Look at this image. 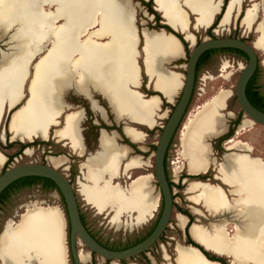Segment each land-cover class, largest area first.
Wrapping results in <instances>:
<instances>
[{"label":"bare ground","instance_id":"6f19581e","mask_svg":"<svg viewBox=\"0 0 264 264\" xmlns=\"http://www.w3.org/2000/svg\"><path fill=\"white\" fill-rule=\"evenodd\" d=\"M55 1L57 9L54 13L43 15L34 8L33 0H0L1 35L11 25H16L15 33H9L8 37L14 45L0 53V120L5 101L12 107L23 98L22 83L29 72V62H33V54L37 51L38 38L43 36V31L38 30V23L53 24L57 19H62L65 25L49 31L50 38L54 39L51 51L44 59L36 62L28 87L29 98L15 108L10 119L11 139L29 142L28 144H33L36 139L48 142V129L58 124V117L66 109L62 97L70 79L60 76L66 69V55L76 48L75 34H79L80 28L95 17L91 15L95 6L91 0H87V5L84 0ZM213 1L183 0V4L196 16V28H209L212 25L221 10ZM240 3L241 0H229L219 23L221 29H226L229 25L231 18L238 12ZM156 4L166 25L182 30L186 39H190L191 35L187 32L189 21L178 10V1L157 0ZM126 16L118 8L108 9L103 15L102 24L115 33L114 39L107 50L90 48L85 53L82 67L89 75L95 73L98 76L96 85L107 96L116 120L129 119L152 128L160 118V101L157 96L144 98L131 89L140 82L133 61L135 40L130 33ZM253 19L254 13L249 10L242 23L248 24ZM256 30L259 39L253 45L254 49L264 47V20ZM142 35L146 74L154 88L172 100L181 87L180 75L165 69L164 63L168 64L179 56L181 44L172 34L163 30L159 32L144 29ZM116 50L118 52L113 56L111 52ZM89 81V78L77 79V88L86 90ZM224 102L225 96L215 97L205 102L191 116L180 134V155L187 160L186 170L191 176L205 174L213 163L217 169V179L225 186L232 187L231 191L237 197L229 201L219 186L190 182L185 190L189 194L188 200L192 204H201L211 217L210 221H204L205 225L193 224L190 233L200 244L228 258L231 264H264V159L252 158L249 155L250 149L233 139L229 140L230 151L224 155L222 162L216 164L210 158L207 140L218 138L226 130L221 113ZM164 114L167 115V112ZM79 117L78 112H67L64 124L61 129H56L54 138L68 140L72 148L82 155L83 148L78 133ZM252 122L244 119L238 130L251 126L254 124ZM124 132L129 139L142 140L143 135L131 127H125ZM115 143L113 137L101 134L100 151L83 161V179L87 183L80 184L79 192L83 200L98 213H112L110 223L116 228L123 224L140 227L154 218L159 207V193L154 194V188L150 185L152 177L139 176L131 180L126 190H122L119 185L111 189L98 186L103 175L117 178L122 163L124 172L143 164L139 157L129 156L126 147ZM31 153V149H25V155L29 156ZM4 160L0 153V167ZM47 162L56 169L65 166L68 160L65 156H58L48 157ZM191 210L200 218L207 219L197 208L192 206ZM126 211L135 213V216H128L123 220L122 213ZM184 219L186 218L179 217L178 224L184 225ZM230 223L234 225L232 234L227 232ZM64 226L65 219L59 207L32 203L20 215L16 225L9 221L0 233V264H68ZM176 252L175 260L178 264L219 263L209 262L192 246L177 245ZM79 260L81 264L86 263L89 260L88 254L79 251ZM112 264L118 263L113 261Z\"/></svg>","mask_w":264,"mask_h":264},{"label":"rangeland","instance_id":"374dc122","mask_svg":"<svg viewBox=\"0 0 264 264\" xmlns=\"http://www.w3.org/2000/svg\"><path fill=\"white\" fill-rule=\"evenodd\" d=\"M131 1L133 4V8L136 11L137 29L141 30L145 28L149 31L159 30L158 26H162L161 24L162 20L160 18V15L154 10L153 0H131ZM177 1L180 4L181 0H177ZM217 1H220V4L222 3L221 4L222 7L220 6L221 11L219 14L216 15L215 19L218 17V15H220V19H221V16H222L221 12L225 10V7L228 4L229 0H214L213 3H216ZM149 3L151 7H149L148 5ZM263 6H264V0H241L239 9H237L238 12L235 13L234 16L231 18L229 25L226 27V29H221L219 27V23H220V19H219L216 25H214V27L210 29V33L213 36L218 37V38L233 37V38L242 39L252 45L256 44L257 40L259 39V33H257L256 28L264 20V10H263L264 7ZM150 8L156 12V14L158 15V18H156L153 14H151ZM222 8L224 9L223 11H222ZM249 10L254 13V19L251 20L248 24H243L242 19L244 18L246 12ZM190 21L193 23V17H190ZM55 23L58 26L59 24L63 23V20L57 19ZM195 23H196V19L194 20V24ZM208 29L206 30L200 29V30H197V32L191 29L190 32L197 36V41H200L201 39L205 37H210L207 34ZM15 31H16V25H11V27L7 30V32L4 35H1V30H0V53L1 51H6V49L14 45V42L8 39V37L11 33H15ZM187 40H189L190 42H193L194 37L191 35V38ZM186 46H187L186 47L187 50L185 51L184 59L172 62L171 64L173 65H171L170 63L168 64L164 63L165 69L180 72L181 74L184 75L185 68H186L185 67L186 59L189 55L191 48L193 47V46H190L188 48L189 45L187 43H186ZM255 50L257 51V57L259 60L255 82H256L258 91L264 96V47L260 46ZM37 59L38 58H34L33 60H31L33 62H29L30 64L29 72L24 79V84L26 83L25 85L26 87L27 86L29 87V84L32 80V75L30 74L31 73L30 71H32L33 69L31 66H33V64L37 62ZM245 64H246V59L244 57L235 56L229 53L219 52L213 55V57L206 63V65L203 66L199 70L197 78H196L195 87H194L191 101L186 110L185 116L181 122L179 130L176 133L175 137L173 138L171 145L168 149V160H167L168 177H169L170 182L173 184L172 192L174 191L173 211H172L171 218L169 220V225L166 227L165 231L163 232V236L149 250H147L145 254H140L135 258H132L130 260H125L121 263L117 262L118 264H172L173 263V260H175L174 259V254H175L174 249L176 245H182V246L188 245L186 242V237H185V229L181 230L176 226L175 215L180 213L182 215L187 216L188 218H191L192 220L191 223H195L194 215L191 213L190 211L191 209L189 208V206L194 205L193 207L197 208L198 210L201 209L200 207H198L199 204L198 205L191 204L188 201L189 194H187L185 190L187 188V185L190 182L200 181L203 183L206 182V183H210L213 185H218L225 192H227L228 198L232 197L228 194V187L223 185L222 182H220V180L216 179V176L218 174H217V169L215 168V166H212L208 174L206 175H201V176H196V177L191 176V177L184 178L185 176L188 175L186 172L187 160L183 159L180 155L181 153L180 152V149H181L180 134L182 131V127L189 121V119L193 117V115L198 110H200V108L203 106L205 102H207L208 100L210 101L211 99L218 97V96H225L224 109L221 110V113L224 116L226 128L227 126H230L229 129L231 131L233 130L230 136L226 137V139H223V142L220 148L215 143L219 140V138L225 136V134L222 135L221 137L207 140V143H210V146H209L210 151H211L210 158L213 159L216 164H219L220 162H222V159L225 153L230 151L229 149L226 150L225 147H228V145H230L229 140L231 139L238 142L240 145L244 144L248 149H250L249 155L251 157H259L261 159H264V126H261L258 124H252L251 126H246L238 130V127L241 125L242 121L246 119V117L243 116V113L241 112L235 100L234 88H235L236 79ZM28 87L24 91V99L29 98ZM63 91H66V89ZM140 92L145 94L142 91ZM151 92L152 91H150V93ZM68 95L69 97L65 99L62 97L63 98L62 101L65 106L66 104L64 101L66 100L67 103H69L70 105L74 107V110H83L84 107H86L88 113L92 115L94 119L95 118L99 119L100 112L92 111L90 103L88 102L87 99H85L82 96L74 94L73 91H70ZM92 98L98 101L97 102L98 106L102 105L108 111L110 118L115 119L114 115L111 113V110L107 102L104 100V98L101 95L94 93ZM163 104H167V105L164 108L162 113L158 112L160 118L157 119L158 127L154 128L153 130V133H152L153 136L151 140L152 142H156V138H154V136L156 135L155 130L161 129L160 127L163 126L164 124L163 122H165L170 110L173 107V105H170L166 103L165 101H163ZM165 111L167 112V115L164 114ZM8 120H9V114L6 113L4 120H3L1 130H5ZM115 121L117 123L121 122V120H116V119ZM234 123L236 124V126L232 127ZM142 131L144 133L146 132L143 129ZM51 142H52L51 140L48 142H42L40 140H37L35 141V144L40 143L41 145L39 146L35 145L33 147L30 145V146L25 147L24 150L20 152L19 144L21 143L16 141L15 144H13L12 146H9L8 145L9 135L6 134L5 141H2L0 139V151L3 154H5L6 157L12 156L13 159L11 162L14 164H23V163H29V162L46 163L48 157L65 156L64 153L48 154L46 151L51 150V149L47 147V144ZM44 143L46 144L45 146L42 145ZM141 145H144V144H141ZM26 148L31 149L32 151L31 155L27 156L24 154V151ZM43 151L45 152L43 153ZM14 158H16L17 162L14 160ZM77 159L78 158H75V160ZM153 159L154 158L152 157L151 158L152 166H153ZM82 161L83 159H79V162L75 161V163L68 162L65 166L59 167L56 169L64 173L69 179V166H71V173H72L71 184L74 190L77 192L76 197H77V201L80 207V212L84 218L85 226L88 232L101 243L109 247H115V248H123L125 246L132 245L136 241L143 238L147 234V232L151 229V227L154 225L157 218L159 217L160 201H159L158 210L155 213L154 218L148 220L142 226L130 227L129 225L127 226L123 224L121 227L116 228L110 223L112 213H109V211L98 213L94 208L89 206L83 200L79 192V187L81 183H87V182H85L86 180L84 181L83 179L85 178V171L80 168V163ZM10 165L11 163H9L8 166ZM141 169L142 168L125 172V175L121 174L120 178L118 177L109 178L108 176H105L103 179V176H102V178L98 182V186H106L107 188L111 189L112 187L119 185L118 187H120L122 190H126L134 179L132 178L133 180L132 181L130 180L125 186H122L118 180L121 179L123 176L124 177L128 176L131 172H136ZM144 173H146V175L152 174L151 175L152 179L150 182L151 186L154 188V194L159 193L158 187H155L156 183L153 177V168L149 169V172H144ZM180 174H184L183 177H180ZM138 176H143V175H138ZM207 176L209 177L208 179L206 178ZM198 178H206V179L199 180ZM32 203H41L43 206H46V205L53 206L54 205V206L59 207V209L62 211L64 219H65V226H64L65 228L64 229V243L65 244L64 245L66 246V250H67L68 226H67V220L65 218L64 206L62 204V200L59 194L55 190H43L40 185H34L29 188L21 189L15 192L10 191L8 193L4 201L0 203V233L4 229L7 222L10 221L13 225H16L19 221L20 215ZM122 215H123L122 219L126 220L128 216H132V215L135 216V213L126 211L122 213ZM205 217H207V219L210 221L211 218L209 214L208 216H205ZM197 223H200L201 225L206 224L203 220H198ZM233 227H234L233 224L231 223L228 224L227 232L229 234H232ZM78 249L80 252L86 253L89 256V260L84 264H111L112 263L109 260H104L94 254H91L89 250L83 245L78 246ZM163 249H165V251L168 253L169 255L168 259L170 260L168 259L166 261L164 260ZM220 259L222 260L223 264H230L227 258L220 257Z\"/></svg>","mask_w":264,"mask_h":264},{"label":"water","instance_id":"95a60500","mask_svg":"<svg viewBox=\"0 0 264 264\" xmlns=\"http://www.w3.org/2000/svg\"><path fill=\"white\" fill-rule=\"evenodd\" d=\"M161 24L167 26L162 21H161ZM191 29L193 30V26ZM159 30L160 31L163 30L166 33H171V32L166 31L165 29H159ZM171 30L173 34L174 33L178 34L175 30L173 29ZM187 31L191 33L190 30H187ZM191 34L195 37L196 40H195L194 46L191 48L189 55L186 59L184 84H183L180 94L178 95L177 101L176 99L173 100L174 102L175 101L176 102L175 104H172L173 109L170 110L168 117L166 118V121L162 126V132L157 142L155 152L153 153V158H154L153 159V177H154L156 186L158 187L160 200H162V208H161V211H160L155 227L153 228L151 233L147 237H145L142 241H140L139 243L129 248L122 249V250H111L99 244L95 240V238L88 232V230L82 223L81 216H80V207H79L77 197H76L77 192L74 190L69 179L64 173L50 166L48 162L46 163L29 162V163H23V164H14L11 162V165L8 166L3 172H2V169L0 170V194L10 184L14 183L15 181L19 179L26 178V177L46 178V179L51 180L55 184L58 194L64 203L65 218L67 220V226L69 230L68 243H67L68 264H81L79 260V249H78V246L80 245H83L84 247H86L91 254L93 253L94 255L104 260H109L111 262L116 261L120 263L125 260H130L146 252L147 250H149L159 240L160 236L163 234L166 227L169 225V220L171 218L172 211H173L174 200H173V192L170 189L169 182L165 174L164 158H165L167 149L170 145V142L173 136L175 135V133H177V131L179 130L181 122L189 106L192 93H193V89H194L196 65H197L198 59L204 52L209 51V50H218V49H236L245 54L246 64L244 65V68L240 71L236 79L235 88H234V97H235V100L241 112L243 113V116H245L247 119L252 120L254 124L264 126V112L255 108L249 102L245 94L246 85L258 66L257 51L254 49L253 45L239 38H233V37L218 38L215 36L213 38L205 37L198 42L197 36L194 35L193 33ZM180 35L182 36V40L185 42L182 32L180 33ZM180 42L183 45L181 40ZM183 52L185 54L184 45H183ZM178 60L179 58L171 61L170 64ZM144 95L150 96L147 93ZM156 95L161 97V94L159 93H156ZM121 121L126 124L124 125V128L131 127L138 132H142L139 129V127L148 128L147 126H143V124H139L129 119H122ZM124 128H123V133L125 137H127L124 132ZM225 133H226V130L225 132H223V134H221V136L224 135ZM79 137L81 140L80 135ZM129 141L132 144H137L141 142L140 140L134 141L132 139H129ZM208 144L210 146V143ZM14 160L17 162L16 158H14ZM194 220H195V217H194ZM207 220L208 219L204 221H207ZM194 243L197 244L196 242ZM197 245L200 246L199 244ZM186 246H192V245H186ZM194 248L198 249L197 247H194ZM209 253L217 258L221 257L213 252H209Z\"/></svg>","mask_w":264,"mask_h":264},{"label":"crops","instance_id":"0c3cea01","mask_svg":"<svg viewBox=\"0 0 264 264\" xmlns=\"http://www.w3.org/2000/svg\"><path fill=\"white\" fill-rule=\"evenodd\" d=\"M84 1H85V4H86L87 0H84ZM91 1H93L95 3V6L92 9L93 11H91V13H92L91 15H94L97 18H95V17L93 18L92 17V20L88 24H86V25H84L83 27L80 28L79 34H77V33L75 34L76 48L74 50L70 51V53H68V55H66V57H67L66 69L63 71L62 75H60V76H64L65 78L70 79V81H69L68 85L66 86L67 88H66V91H65V94H64L63 98L65 99V98L69 97L68 93L70 91H73L74 94L82 96V97H84L85 99L88 100V102L90 103L92 111L101 113L102 110L98 106L97 101L92 98L93 94L95 93V94L101 95L104 98V100L107 102V104H108V106H109V108L111 110L110 103L108 101L107 96L96 85V83L98 81V76L95 73H92L91 75H89L87 73L88 71H86V69L83 68L82 65H84V59L86 57L85 53H88L90 48H95V49H99V50L100 49H104V50L109 49V47H110V45H111V43H112V41L114 39L115 33L107 30L105 28V26L102 24L103 20H104L103 15H105L107 13L108 9L118 8V10L123 11V13L125 15L127 14L126 17L128 18L127 21H128L129 30H130V33L132 34V36L134 37V40H135L134 49H133V61H134V65H135V68H136V74L139 77V82L140 83H138L137 86L131 87L132 90L140 93L141 95L144 96V98H149L151 96H157L159 101H160V108L162 107L163 100L166 103L170 104V105L174 104L173 100L180 94V92L182 90V87H183L182 83L184 82V75L181 74L180 72L174 71V72L178 73V75H180L179 77H180L181 87L178 89L176 94L172 97V100L167 99L161 92H159L158 90H156L154 88L153 82L149 79V77L146 74L144 61H143L144 38H143L142 32H143V30L145 28L139 30L136 27V24H137L136 11L133 8L132 1L131 0H91ZM156 3H157V0H155V1L153 0V5L156 6V7L154 6V9L155 8L157 9V4ZM214 4H216L218 8H221L220 7L221 6L220 1H217ZM33 5H34V8L37 10V12L40 13V14H43V15H50V14L54 13V11L57 9V2L55 0H48V1L47 0H33ZM123 6H124V8H123ZM177 8H178V10L183 12V14L186 16V18L189 21L188 22V26H187V30H191L192 26H193V30H195V31L196 30H200V29L206 30L208 28V27H205V26H200L199 28L195 27L194 20L196 19V16L193 14V12H191V10L186 5L183 4V0L180 1V4H179V6ZM156 9H155V11H156ZM161 17H163V16H161ZM190 17H193V23L190 21ZM63 24L64 23H61V24H59L57 26L55 22L53 24H49L47 22L46 23H38V30H42L43 31V36L41 38H38L37 51L33 54V58H38L39 57L37 59V62H39L42 59H44L47 56V54L51 51V48L53 46L54 39L50 38L49 31L52 30V29L54 31V29H56V28L59 29L61 27H64L65 25H63ZM173 30H175V29H173ZM158 31L160 32V30H158ZM175 31L177 33H179V34L181 32L183 33L185 42L189 45V47L190 46H194L196 39L191 33L190 34L194 37L193 42H190L189 40L186 39V34L182 30L181 31L179 30L180 31L179 32L176 29ZM101 34H103V35H101ZM175 38L178 40V43L180 45L181 44L180 40L177 37H175ZM180 49L182 51L180 52L179 56L176 59L179 58V60H182L185 57V54L183 52V45L182 44L180 45ZM117 52H118L117 50L115 52L112 51L111 54L114 56V53L116 54ZM176 59H174V60H176ZM75 64H76V66H75ZM79 78H89L90 81L88 82L89 84H88L86 90H79L77 88L76 80L79 79ZM143 79L147 80L146 87L152 92L161 94V97H159L156 94L155 95H150V96H145L143 93H141L139 91V88L142 85ZM23 85H24V83H22V87H23ZM23 96H24V93H23ZM21 100H20V102H21ZM20 102H18L17 104H15L12 107L9 105V103L7 101H5V103H4L3 114H2V118L0 120V139L2 141L6 140V134H8L9 135V143L16 142V141L20 142L19 140H12L11 139V132L9 131V123H10L11 116H12L13 113H15L13 111L19 105ZM64 102L66 104L65 114L63 115V117H60L58 119L59 124L50 126V129L51 128H55L57 130L61 129L60 127H62L63 124H64V118H65L66 112H78V113H80V117H79V120H78V128H79V125H80V123L82 122V120L84 118L82 110H74V107L72 105H70L69 103H67L66 100ZM6 113L9 114V120H8V123H7V126H6L5 130H1L2 124H3V120H4V117H5ZM111 113H112V110H111ZM60 121H62V122H60ZM78 133H79V130H78ZM61 142H65L67 145L70 146L69 141H67L65 139H62ZM20 143H23V142H20ZM70 148H71V146H70ZM0 153H1L2 156H4V159H5L4 162H3V165L0 167V170H1L4 167L5 163L7 162V157L1 151H0ZM252 158H256V157H252ZM216 179H217V176H216ZM196 182H200V181H196ZM207 184L210 185V183H207ZM210 186H214L215 187V185H213V184H211ZM216 186H218V185H216ZM227 187H228V194L230 196H232V198H228L227 192H225L221 187L220 188L223 190L226 198L229 201H231L233 198L237 197V194L232 193V191H233L232 187H229V186H227ZM192 206H194V205L189 206V208L191 209ZM198 207L201 208L199 210L204 214V216H208V213L205 211V209H204V207L202 205H199ZM190 211L195 217V220H194L195 223H197L198 220H203L204 219V218H200L199 216H197V214L193 213L192 210H190ZM205 214H207V215H205ZM179 217H181V218L185 217L186 218V219H184V225H182V226L178 224V218ZM175 220H176V226L179 229H181V230L186 229L188 231V234H189L190 238L194 242L199 244L202 248H204L208 252L215 253L213 250H211V249L205 247L204 245L200 244L197 240H195L192 237V235L190 233V229H191L192 225L195 224V223H190L189 220H188V217H186V216H184V215L179 213V214L175 215ZM174 253H175L174 254V259H175V258H177L176 257L177 256L176 247L174 249ZM218 256H220V255H218ZM163 257H164L165 261L169 258V255L165 251V249H163ZM221 257H224V256H221ZM168 260H170V259H168ZM209 262H213V261H209ZM172 264H178V263H177L176 260H173Z\"/></svg>","mask_w":264,"mask_h":264},{"label":"flooded vegetation","instance_id":"af4514ba","mask_svg":"<svg viewBox=\"0 0 264 264\" xmlns=\"http://www.w3.org/2000/svg\"><path fill=\"white\" fill-rule=\"evenodd\" d=\"M35 64L36 63L33 64L32 69L35 66ZM258 65H259V60H258ZM30 74L33 75V71H31ZM146 82H147V80L143 79L142 85L139 88V90L144 92L145 94L147 93L149 95L150 90L146 87ZM25 85H26V83L23 85V93L28 87V86L26 87ZM192 95H193V93H192ZM260 95L263 97V101H264V96L261 93H260ZM26 99H24V96H23V99L21 100V102L19 103L18 106L24 104L26 102ZM177 99H178V97H176V101H177ZM99 107L102 110V112L100 113L99 119H97V118L94 119L93 116L88 113L86 107H84V109L82 110L84 118H83L82 122L79 125V135L81 136V146L83 148V154L82 155H79L78 151L75 150L74 148H72L70 142H69V144H70L71 148L74 151L65 142H61L62 140L55 139L54 138V133L56 131L55 128H51V129L49 128L50 130L48 129V134L49 135H48L47 139H48V141L51 140L52 142L47 144V147H49L51 150H47L46 152L48 154H52V153L61 154V153H64L65 157L67 158L69 163H75V161L79 162V159H83V161L84 160L86 161L87 160L86 158H89V157L93 156L95 153L99 152V149H101V146H100L101 134L105 133V134L113 137L114 142H116L115 143L116 145L122 146V147H126L129 150V156L139 157L140 160L143 163L141 165V167L143 166L141 170H138L136 172H131L128 176H126V177L123 176L121 179L118 180L119 183L122 186H125L130 180L136 179L137 178L136 176H138V175H143V177H152L151 176L152 174L146 175V173H144V172H149V169L153 168V166L151 165V158L153 157V153L155 152L157 142H158V140L160 138V135H161V132H162V126L160 127L161 128L160 130H155V134L156 135L154 136V138H156V142H152L151 140H152V136H153V134H152L153 130H154V128L158 127V124L156 126L152 127V128L148 127L149 129L148 128H144V127H139V129L141 131L143 129L146 132L145 133L143 131L140 132L143 135L142 140H140L141 141L140 143L132 144V143H130L129 138L125 137V135L123 133V128H124L125 123H123L122 121L120 123H117L115 121V119L110 118V115H109L108 111L102 105H99ZM165 107L166 106L164 104H162V107L160 108L159 112L162 113ZM172 109H173V107H172ZM64 114H65V111L63 112L62 115H60L58 117V119L60 117H63ZM112 114H113V111H112ZM114 118H115V116H114ZM156 122H157V120H156ZM163 123H165V122H163ZM58 124H59V122H58ZM58 124H55V125H58ZM235 126H236V124L234 123L232 125V127H235ZM229 128H230V126H227L225 135H227V134H229L230 132L233 131V130L231 131ZM175 135H176V133H175ZM175 135L173 136V138L175 137ZM173 138H172V140H173ZM36 140H40V141L42 140V142L46 141V140H43V139H36ZM172 140H171V142H172ZM222 142H223V140L222 141L218 140L215 144H217V146L220 148L221 145H222ZM27 143H29V142H27ZM22 144H24V142ZM141 144H144V145H141ZM35 145L39 146L41 144L40 143H36V144L33 143L31 146L33 147ZM42 145L45 146L46 144L44 143ZM170 145H169V147H170ZM169 147H168V149H169ZM168 149H167V152H166V155H165V158H164V168H165V174H166L167 180H168V169H167ZM225 149L228 150L229 148L225 147ZM23 150L24 149H22V150L19 149L20 152H22ZM44 152L45 151H43V153ZM24 154H25V151H24ZM210 156H211V151H210ZM75 158H78V159L75 160ZM83 161L80 163V168L81 169H82V164L84 163ZM123 166H124V163H122V165L120 167V174H119L118 178H120L121 174L125 175V172L123 170ZM212 166H214L213 163L210 164L209 170L211 169ZM141 167L136 168V169H140ZM136 169L134 168V169H131V170H136ZM209 170L205 174H201V175L208 174ZM186 172H187V170H186ZM183 175L184 174H180V177H183ZM201 175H198V176H201ZM71 176H72L71 166H69V181H70V183H71ZM105 176H107V175H103V179H104ZM187 177H191V175L188 174L184 178H187ZM206 178L208 179L209 177L207 176ZM206 178H198V179L199 180H205ZM150 185H151V183H150ZM155 187H157V186L155 185ZM12 191H13V189H12ZM229 263L231 264L230 260H229Z\"/></svg>","mask_w":264,"mask_h":264},{"label":"trees","instance_id":"16d2710c","mask_svg":"<svg viewBox=\"0 0 264 264\" xmlns=\"http://www.w3.org/2000/svg\"><path fill=\"white\" fill-rule=\"evenodd\" d=\"M155 1V0H154ZM229 2V1H228ZM155 4V3H154ZM149 7H151L150 3L148 4ZM155 6V5H154ZM227 6V5H226ZM156 7V6H155ZM222 7V6H221ZM156 9V8H155ZM226 9V7H225ZM224 9L222 8V11ZM150 11H151V14H153L156 18H158V15L156 14L155 11H153L151 8H150ZM157 13L160 15V18L161 20L166 24L165 20L163 17H161V13L156 9ZM221 11V10H220ZM225 10L223 12H221L222 16L224 14ZM220 13V12H219ZM218 13V14H219ZM221 16V18H222ZM216 17V16H215ZM220 19V15H218V17L215 20V22L213 21V25H211L209 27V29L207 30V34L210 36V37H214L211 33H210V29H212L214 27V25H216V23L218 22V20ZM158 20V19H157ZM221 20V19H220ZM168 26V25H167ZM165 25H162V26H158L159 29H165L166 31L168 32H171L170 34L174 35L172 30L167 27ZM155 31H158V30H155ZM183 43L184 47H185V51L187 50L186 49V43L182 40V36L178 33V34H175ZM174 35V36H175ZM175 36V37H176ZM199 42V41H198ZM219 52H223V53H229V54H233L235 56H240V57H244L246 59V56L243 52L239 51V50H236V49H218V50H209V51H206L204 52L200 58L198 59V62H197V65H196V75H195V82H196V78H197V75H198V72L199 70L206 65V63L213 57V55H215L216 53H219ZM256 73H257V68L255 70V72L253 73L252 77L249 79L247 85H246V89H245V94H246V97L247 99L249 100V102L257 109H259L260 111L264 112V101H263V97L260 95V92L258 91V88L256 86ZM194 87H195V83H194ZM194 90V89H193ZM156 93L155 92H151L150 95H155ZM164 101V100H163ZM165 106L167 104H164ZM232 132H230L229 134L219 138L220 141H222L223 139H226V137L230 136ZM16 142L14 143H9L8 145L9 146H12L13 144H15ZM35 143V142H34ZM171 144V142H170ZM32 144H28V143H24V144H19L20 146V150L24 149L25 147L27 146H30ZM13 157L12 156H7V162L5 163L4 167L2 168V172L7 168V166L9 165V163H11ZM168 182H169V186H170V189L172 190V186L173 184L169 181V177H168ZM34 185H40L41 188L43 190H55L57 193V188L55 186V184L49 180V179H46V178H40V177H26V178H22V179H19L17 181H15L14 183L10 184L1 194H0V203L2 201H4L5 197H7L8 193L10 191H12L13 189V192L15 191H18V190H21V189H25V188H29V187H32ZM62 200V199H61ZM62 204L64 206V203H63V200H62ZM161 208H162V200H160V211H161ZM64 212H65V209H64ZM80 216H81V220H82V223L83 225L85 226V222H84V218L80 212ZM158 220V218H157ZM156 220V222H157ZM156 222L154 223V225L151 227V229L147 232V234L141 238L140 240L136 241L135 243H133L132 245H129V246H125L123 248H115V247H109L103 243H101L100 241H98L97 239H95L99 244H101L102 246H104L105 248H108V249H111V250H122V249H126V248H129L137 243H139L140 241H142L145 237H147L151 231L153 230V228L155 227L156 225ZM189 222L191 223L192 220L191 218H189ZM86 227V226H85ZM69 232V230H68ZM163 236V234L160 236V238ZM185 237H186V242L188 245H192L194 247H197L204 255H205V258H207L208 260L210 261H215V262H220V264H223L222 260L220 258H217L215 256H213L212 254H210L209 252L205 251L202 247L198 246L197 244H195L189 237L188 233H187V230L185 229ZM95 238V237H94ZM159 238V239H160ZM147 252V251H146ZM146 252L142 253V254H145ZM93 254V253H92Z\"/></svg>","mask_w":264,"mask_h":264},{"label":"built area","instance_id":"2783aa9c","mask_svg":"<svg viewBox=\"0 0 264 264\" xmlns=\"http://www.w3.org/2000/svg\"><path fill=\"white\" fill-rule=\"evenodd\" d=\"M173 193H174V191H173Z\"/></svg>","mask_w":264,"mask_h":264}]
</instances>
